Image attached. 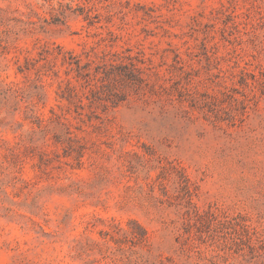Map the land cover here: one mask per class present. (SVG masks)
Masks as SVG:
<instances>
[{
  "label": "rangeland",
  "instance_id": "obj_1",
  "mask_svg": "<svg viewBox=\"0 0 264 264\" xmlns=\"http://www.w3.org/2000/svg\"><path fill=\"white\" fill-rule=\"evenodd\" d=\"M0 264H264V0H0Z\"/></svg>",
  "mask_w": 264,
  "mask_h": 264
}]
</instances>
